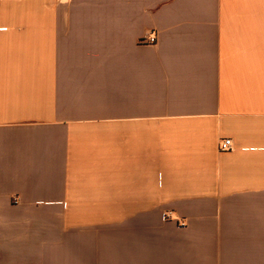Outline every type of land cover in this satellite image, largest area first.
I'll list each match as a JSON object with an SVG mask.
<instances>
[{"label": "crops", "instance_id": "0c3cea01", "mask_svg": "<svg viewBox=\"0 0 264 264\" xmlns=\"http://www.w3.org/2000/svg\"><path fill=\"white\" fill-rule=\"evenodd\" d=\"M0 264H264V0H0Z\"/></svg>", "mask_w": 264, "mask_h": 264}, {"label": "built area", "instance_id": "2783aa9c", "mask_svg": "<svg viewBox=\"0 0 264 264\" xmlns=\"http://www.w3.org/2000/svg\"><path fill=\"white\" fill-rule=\"evenodd\" d=\"M141 44H145V45H153L156 43V37L152 34H148L147 36H145L144 38H142L140 40ZM234 148L233 142L230 138H223L220 140L219 144H218V149L220 151H230ZM172 215L170 212H167L165 214H163V219L164 220H169L171 219ZM181 226H184L185 223L181 222L180 223Z\"/></svg>", "mask_w": 264, "mask_h": 264}]
</instances>
